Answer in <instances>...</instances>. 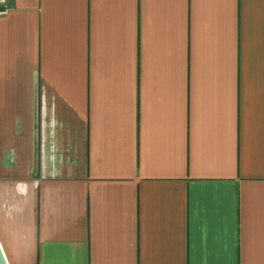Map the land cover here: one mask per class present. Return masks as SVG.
<instances>
[{
	"label": "crops",
	"instance_id": "obj_1",
	"mask_svg": "<svg viewBox=\"0 0 264 264\" xmlns=\"http://www.w3.org/2000/svg\"><path fill=\"white\" fill-rule=\"evenodd\" d=\"M9 264H264V0H7Z\"/></svg>",
	"mask_w": 264,
	"mask_h": 264
},
{
	"label": "built area",
	"instance_id": "obj_2",
	"mask_svg": "<svg viewBox=\"0 0 264 264\" xmlns=\"http://www.w3.org/2000/svg\"><path fill=\"white\" fill-rule=\"evenodd\" d=\"M9 11L7 0H0V15H5Z\"/></svg>",
	"mask_w": 264,
	"mask_h": 264
},
{
	"label": "water",
	"instance_id": "obj_3",
	"mask_svg": "<svg viewBox=\"0 0 264 264\" xmlns=\"http://www.w3.org/2000/svg\"><path fill=\"white\" fill-rule=\"evenodd\" d=\"M0 264H9L0 243Z\"/></svg>",
	"mask_w": 264,
	"mask_h": 264
}]
</instances>
